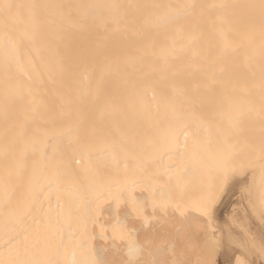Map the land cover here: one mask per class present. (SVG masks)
Returning <instances> with one entry per match:
<instances>
[{"label": "bare ground", "instance_id": "1", "mask_svg": "<svg viewBox=\"0 0 264 264\" xmlns=\"http://www.w3.org/2000/svg\"><path fill=\"white\" fill-rule=\"evenodd\" d=\"M256 93L264 96V0H0V264H116L121 201L166 202L151 182L166 170L177 171L173 182L162 174L172 199L198 180L181 161L187 144L211 146L214 175H229L224 166L242 155L252 154L243 173L261 166L262 124L253 153L227 132L217 143L212 126ZM217 106L224 117L213 119ZM238 178L225 181L213 219L219 232L251 239L222 242L224 259L247 264L246 249L264 264V217ZM182 194L174 205L183 211Z\"/></svg>", "mask_w": 264, "mask_h": 264}, {"label": "rangeland", "instance_id": "2", "mask_svg": "<svg viewBox=\"0 0 264 264\" xmlns=\"http://www.w3.org/2000/svg\"><path fill=\"white\" fill-rule=\"evenodd\" d=\"M261 94H263V93H261ZM262 96L263 95H259V93H256V95L254 94V96H252L250 99L245 97V99H248V101L250 100L249 104H248V102H247V104L244 103L245 102L244 101L243 105L246 104L245 106L235 105V107L233 106L234 108L232 107V105H233L232 104L231 107L233 108V110L230 109L226 105L227 102H225V101H227V100H225L224 101L225 107H223V108H225V110H226L227 109L226 107H228L230 115L227 114V113H229V112H227L228 110H226V113H224L225 110L223 111L222 110L223 108H220L219 106H217L218 110L216 108H215L216 111L214 110V112H216L218 114L214 113L212 110L211 113H209L211 118L213 117V119H215L224 113V115H226L227 117H229L228 119H230V122H229V120H226L229 123H227L225 120H223L226 118L219 120L220 121L219 123L218 122L216 123L215 122L216 120H214V123L212 124V126L214 127L215 130H218L217 133H219V131L221 132L219 134L213 133V135L214 134L216 135L215 140H216L217 136L219 135L218 137H220V138H218L217 140L223 141V142H221V141L220 142L222 144H224L226 142L224 139H226V140L229 139V141L231 140L233 143L235 138H236L237 141H235V142L242 143L243 145L246 143L247 144V145L245 144L246 146L252 145V143L255 142L256 140L258 141V139H259L258 138L259 137L258 131L264 129V96L263 97ZM261 107H262V109H260ZM217 111H219L220 113H222V112L223 113L219 115V112H217ZM212 113H214L215 116H213L214 114H212ZM216 115H219V116H216ZM224 115H222V116L224 117ZM222 116H220V117H222ZM217 119H219V118H217ZM222 122H223V124L220 126V123H222ZM259 124H262V129H260L261 128L260 127V128H258L259 129L258 130L257 127ZM215 130L213 132H216ZM222 132H225V134L229 133L230 136L229 137L225 136L226 137L225 138L224 133H223L222 136L224 137V139H222L223 138L221 136ZM213 135L211 134V136H213ZM256 137H257V139H256ZM212 138H214V137H212ZM209 140H211V139H208V142H209ZM217 140H216V142L218 143ZM204 143L206 144V142H204ZM204 143L202 142V139H199L198 142H193V143H190V146H188L189 144H187V146H185V149H186L185 154H187V155L185 158L182 157L181 161H183L184 159L187 158L186 162H188L189 164L192 163V169L193 170L192 169L191 170L193 171V174L195 172H197V174H198V176L196 174H194V176H192L193 178L196 177L194 179H198L197 181L196 180L195 181L193 180V181L195 183L197 182V184L199 183L198 185L200 187L196 186V184L192 180L191 181L189 180L192 178H189L188 176L186 177V175L184 174V176L186 178L184 181V184H185V182L186 183L188 182L187 180L190 181V183L188 182V185L190 184V186L188 188L186 187V189L190 190V187H191V189H192L191 191L193 192V194H195L196 193L195 191L197 190V195H196L197 197L195 198V196H192L189 199L186 196L188 191L184 192L186 194H182V192H180V194L184 195V196L181 195L182 197H184L183 198L184 200L182 202L179 200L182 208L184 209L183 211H182V209H180V206L178 208V206H177L178 204L176 203V202H178L176 200L178 198H180L179 197L180 196L179 191L175 190L178 198L176 197L177 198L176 199L174 197L175 199H172L170 197L171 194L169 195V192H168L170 190L168 189V191H167L164 188V185L166 182L167 183H168V181L173 182L178 177L177 171L176 170L174 171V169H172V170L174 171L175 178L174 177L172 178L173 174L170 175L172 171L171 172L169 171V173H168V170H166L167 171L166 174L168 173L167 177L169 178L168 181H167V179L164 180V178H163V175H166V174H163L165 172H162L160 175H158L157 179L155 178V176L153 174H152L153 176L151 177V182L157 184V187L156 186L154 187V191L157 188L162 190V193L164 191L166 194L165 197H167L166 202H163V200H164L162 198L163 196L162 195L159 196V194L157 193L158 194L157 197H159V198L161 197V199H162L161 201L163 203H160V202L157 203L158 200H153L152 203H150L151 208H149V205H148L149 201H148V203L146 201L147 198L144 200H141L142 202L139 200L140 199L139 197H141L143 195V191L140 189L135 190L133 192L132 198L134 196L135 197L138 196L137 198H139V199H136V201H134V202L132 201V202L135 204V203H138L137 200H139V202H141V203H139L137 206H139V207L144 206L142 208L140 207L141 210H139L140 209L139 207L137 208L135 206L136 204L133 205V209H131V207L128 204H126L127 201L125 199H123V201H121L122 204L120 203V205H119V216H120V218L122 217V219L124 221L122 225H125V226H124V228L121 227L120 234L115 239V244L117 245L118 250H119L118 251V259H117L116 264L126 263L125 260L130 261V262H127L126 264H173V263L174 264H219L220 258L218 255V250H220V247H219L220 242H213L210 239L212 231H217L216 228H214V227L212 228L211 219L214 220L213 217H214V214L216 212V208L219 204V201L222 197V194H220V193L223 191L225 181L232 174L240 175V178H238V179H241V180H239L241 182V184L243 183L242 180H244V179H245V182L247 180H250L251 183H249L248 186L244 185L245 184V182H244V184H242L241 187L246 186L244 191L250 190L249 192H250L254 202L256 203V204L255 203L252 204V208L256 211L258 216H260L261 218L264 217V155L262 153L256 152L255 147L257 146V144L252 145L251 148L249 146L248 147L250 148L249 150L251 151V153H253V149L255 148L254 154L258 158V159L256 158V160L258 161L257 163L259 164V162H260L261 166H259V165L257 166V164H255V166H252L254 164H251V165H249L250 168H248L247 165H245L243 167V165L245 164L243 160L248 159L249 157L251 158L252 154H249L248 156H245V157L242 155L238 159H243L242 160L243 162L241 160H238L237 162H235L236 158L233 161L235 166L237 165V168H238L237 173L235 171L236 167L231 164L232 160H229L231 162L229 163V161H228L226 166H224V169L228 173L229 172L231 173V171L235 169L234 170L235 172L232 171V174L229 173V175L228 174L227 175H220L219 173L214 175L213 174L214 168L211 167L212 165L210 164L213 161V158L211 161L210 153L208 152L210 150L212 151V148H210L211 147L210 146L209 147L210 150H208L207 147L209 146V144L206 147V146H203V145H205ZM211 143L213 144V142H211ZM242 144H241V146H242ZM237 146L238 145L236 144L237 149L234 147H232V149L234 151L235 150L237 151L240 145L238 147ZM214 147L216 148V146H214ZM196 148H197V150H196ZM206 148H207V152L209 154L206 151H204V150H206ZM194 149H195L196 153H195V151L192 152V150H194ZM245 152L247 153V151H245ZM261 152H263V151H261ZM204 153H205V155H204ZM192 154H194V155H192ZM196 154H199V155L196 156ZM202 156H205V157H202ZM193 157H195V158H193ZM253 157L255 158V156H252V159H254ZM175 159H176V157H175ZM178 159H179V157H178ZM174 161H175L174 158L170 159L169 164H173ZM240 162L244 163L242 165L243 169H245V170L242 169L244 171V173L240 169V166H241ZM182 163H185V161H183ZM248 163H251V162H248ZM252 163H253V161H252ZM183 165L186 168L185 164H183ZM177 166H176V168H177ZM152 167H154V165H152ZM233 167H235V168L233 169ZM210 168H212L213 172H210V171H212ZM230 168H231V170H230ZM199 169H200V171H199ZM247 169H249L248 171H250L252 169L255 171L254 172L253 171L248 172ZM208 170H210V171L208 172ZM185 171H186V169L184 170V172ZM241 172L243 175L241 174ZM178 174H179V170H178ZM187 174H189V171L187 172ZM199 176L200 177L202 176V177L199 178ZM158 177H160V178H158ZM211 177H213V178H211ZM204 179H205V181H204ZM211 179H212V181H210ZM164 181H166V182H164ZM191 182H193V183H191ZM191 184H194L196 187L192 186ZM168 185L167 186L165 185V186L168 187ZM192 187L194 189L196 188V190L194 191ZM174 188L176 189V187H174ZM177 188H178V190L182 191L181 188H179V187H177ZM154 191H153V193L151 192L152 196H155V194H156ZM184 191H185V188H184ZM156 192H157V190H156ZM172 192L174 193V191H172ZM190 192H188L187 195H190ZM151 193H150V195H151ZM160 194H161V192H160ZM193 194L191 193V195H193ZM163 195H164V193H163ZM173 196H175V195H173ZM185 196L189 200H187ZM141 199H143V198H141ZM152 199H153V197H152ZM152 199H150V200H152ZM174 202L177 205L176 204L174 205ZM158 204L160 206L163 205L164 207L161 208L162 206L159 207ZM146 205H148V206H146ZM175 207L181 213L178 212L177 210H175L174 209ZM160 208L165 213L164 215H163V212ZM124 212L126 214L125 216H124ZM139 212H140V214H139ZM145 217L149 218V219L145 220L146 219ZM164 217L167 219H165ZM168 219L170 222L168 221ZM143 221L145 222L144 224H143ZM260 224L262 225L264 223H260ZM143 225H145V226H143ZM261 228L264 230V226ZM128 233L131 236V239L129 240L131 245L128 244V245H130V248L127 246V243L129 242L128 239L130 238ZM200 234H202V235H201V239L199 240L198 235H200ZM125 237L127 239V242H126ZM132 237L134 238V240L132 239ZM132 240H133V242L135 241V243H136L135 245H138L137 253H135L136 250L133 251L131 249V246H133L132 245L133 243H131ZM100 241L103 245H107V244H110L112 242L111 240H108V239L100 240ZM169 245H171V247L168 251H166L168 249L167 247H169ZM125 246H127L128 249H127V247L124 248ZM129 249L132 250L136 255L134 256V253H132V252L131 253L129 252V254L126 253V251ZM124 250H126L125 253H124ZM169 251L171 252V254L168 253ZM132 255L134 257H132ZM220 256H221L222 260L225 261L223 249H221ZM228 256L232 257L230 254ZM172 258H173V260H172ZM132 260H134V261H132ZM170 260H172V261H170ZM224 263L226 264V261ZM230 264H243V263H241L240 260L234 259Z\"/></svg>", "mask_w": 264, "mask_h": 264}, {"label": "crops", "instance_id": "3", "mask_svg": "<svg viewBox=\"0 0 264 264\" xmlns=\"http://www.w3.org/2000/svg\"><path fill=\"white\" fill-rule=\"evenodd\" d=\"M255 203V202H254ZM256 204V203H255ZM250 209H251V207H250ZM241 224H244V221H241L240 222ZM211 225H212V228L214 227V228H216V230L217 231H212V233H211V236H210V239L213 241V242H220V250H218V255H219V264H225L224 262V260H222V258H221V256H220V253H221V249H222V242H225V241H228V242H231V241H234V240H236V241H250V237L249 236H245V231H243V232H241L242 234V236L240 235V234H238V235H240V236H237L236 237V235H235V237H232V235H231V233L229 234V233H225V234H223L222 232H219V228H220V225H219V223L217 224V222L215 221V220H212L211 219ZM234 234H236V233H234ZM201 235L202 234H200V235H198L199 237V240L201 239ZM243 236H245V237H243ZM240 237V238H239ZM248 237V238H247ZM203 238V237H202ZM229 239V240H228ZM246 249H244V250H242V252L244 253V255L246 256V258H247V260H248V263L247 264H255V261H254V259H251V255L249 254V251H245ZM254 257H255V255H254ZM258 264H262V262L261 261H258Z\"/></svg>", "mask_w": 264, "mask_h": 264}]
</instances>
